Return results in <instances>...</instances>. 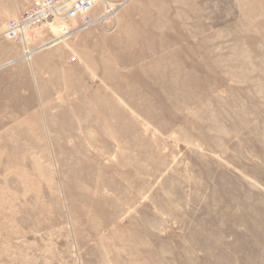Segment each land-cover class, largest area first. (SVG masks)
I'll list each match as a JSON object with an SVG mask.
<instances>
[{"label": "rangeland", "instance_id": "rangeland-1", "mask_svg": "<svg viewBox=\"0 0 264 264\" xmlns=\"http://www.w3.org/2000/svg\"><path fill=\"white\" fill-rule=\"evenodd\" d=\"M26 1L0 0V264H264V0H107L30 58L2 36Z\"/></svg>", "mask_w": 264, "mask_h": 264}, {"label": "built area", "instance_id": "built-area-1", "mask_svg": "<svg viewBox=\"0 0 264 264\" xmlns=\"http://www.w3.org/2000/svg\"><path fill=\"white\" fill-rule=\"evenodd\" d=\"M107 0H34L32 7L8 20L2 36L22 46L28 58L37 51L114 17ZM27 58V57H26Z\"/></svg>", "mask_w": 264, "mask_h": 264}, {"label": "crops", "instance_id": "crops-1", "mask_svg": "<svg viewBox=\"0 0 264 264\" xmlns=\"http://www.w3.org/2000/svg\"><path fill=\"white\" fill-rule=\"evenodd\" d=\"M32 5H33V2L29 3L28 0H27L26 3H25V6L23 5L22 10L27 9V8H29Z\"/></svg>", "mask_w": 264, "mask_h": 264}, {"label": "bare ground", "instance_id": "bare-ground-1", "mask_svg": "<svg viewBox=\"0 0 264 264\" xmlns=\"http://www.w3.org/2000/svg\"><path fill=\"white\" fill-rule=\"evenodd\" d=\"M52 46V45H51ZM25 57H27L28 58V56L27 55H25ZM29 60V59H28ZM11 62V61H10Z\"/></svg>", "mask_w": 264, "mask_h": 264}]
</instances>
